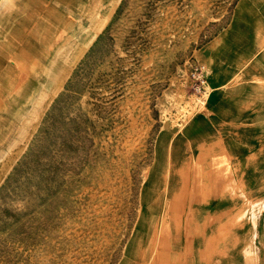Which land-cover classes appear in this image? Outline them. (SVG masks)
Returning <instances> with one entry per match:
<instances>
[{
    "label": "rangeland",
    "instance_id": "374dc122",
    "mask_svg": "<svg viewBox=\"0 0 264 264\" xmlns=\"http://www.w3.org/2000/svg\"><path fill=\"white\" fill-rule=\"evenodd\" d=\"M263 64L264 0H0V264H264Z\"/></svg>",
    "mask_w": 264,
    "mask_h": 264
},
{
    "label": "crops",
    "instance_id": "0c3cea01",
    "mask_svg": "<svg viewBox=\"0 0 264 264\" xmlns=\"http://www.w3.org/2000/svg\"><path fill=\"white\" fill-rule=\"evenodd\" d=\"M263 71H264V64H263ZM262 86L264 87V82H262ZM219 87V86H218ZM218 99V98H216ZM231 102L227 103L225 101L221 103H226L227 105H231L232 107L229 108V112H225L224 117L227 121L232 120V121H237L234 122L235 124L233 128H239L240 125H245V128L235 129L238 134L240 135H245V151L246 152H253L255 151H264V126L261 127H254V120L255 119H261L264 121V116L262 117H256L255 113L251 110L250 107L242 105L243 103H239L241 99L230 98ZM264 105V103H263ZM236 106V107H235ZM228 109V108H227ZM264 109V106H263ZM239 121H250L249 123L243 124V122L238 124ZM223 126H227L228 123L222 122L221 123ZM251 138V139H250Z\"/></svg>",
    "mask_w": 264,
    "mask_h": 264
},
{
    "label": "bare ground",
    "instance_id": "6f19581e",
    "mask_svg": "<svg viewBox=\"0 0 264 264\" xmlns=\"http://www.w3.org/2000/svg\"><path fill=\"white\" fill-rule=\"evenodd\" d=\"M62 65V64H61ZM57 66H59V65H57ZM53 68H55L54 66H53ZM50 82H51V76H46V80H45V82H44V86H45V89L47 90V88H49V85H50ZM44 89V90H45ZM43 94H45V92H43L42 91V93H40L39 94V96H38V98L36 99V101L34 102V104H33V107H32V110H34L36 107H38L39 106V103H40V97H42L43 96ZM30 115H28L27 117H25L23 120H22V122L20 123V125L18 126V129H17V131H16V133H15V136H16V134H19V133H21V132H24L25 130H26V128L28 127V124H29V122H30ZM15 138V137H14ZM14 138H12V142H14L13 140H14ZM10 141V140H9ZM11 141L10 142H6L5 143V146H4V150H2V152H1V154H5L6 153V149H7V146L10 144V143H12ZM2 157V156H1ZM1 157H0V159H1ZM196 171V170H195ZM193 174V173H192ZM196 179H198V177L196 178ZM193 181V180H192ZM199 181V180H198ZM220 181V180H219ZM185 183V182H184ZM197 183V182H196ZM220 183V182H219ZM221 184V183H220ZM193 185V184H192ZM215 186V185H214ZM197 189V188H196ZM195 194V193H194ZM194 196V195H193ZM181 206V205H180Z\"/></svg>",
    "mask_w": 264,
    "mask_h": 264
},
{
    "label": "built area",
    "instance_id": "2783aa9c",
    "mask_svg": "<svg viewBox=\"0 0 264 264\" xmlns=\"http://www.w3.org/2000/svg\"><path fill=\"white\" fill-rule=\"evenodd\" d=\"M203 69L199 67L194 68V73L192 74L193 79L196 81L195 91L197 94L202 95L206 90V80L203 76Z\"/></svg>",
    "mask_w": 264,
    "mask_h": 264
}]
</instances>
